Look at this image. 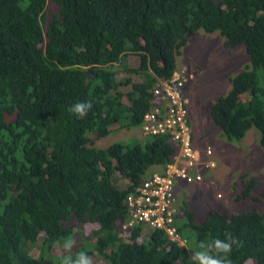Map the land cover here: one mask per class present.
Segmentation results:
<instances>
[{
  "label": "trees",
  "instance_id": "1",
  "mask_svg": "<svg viewBox=\"0 0 264 264\" xmlns=\"http://www.w3.org/2000/svg\"><path fill=\"white\" fill-rule=\"evenodd\" d=\"M199 30L250 58L210 104L214 123L231 142L256 128L264 147V0H0V264H62L66 239L85 241L71 254L94 264H191L192 250L216 238L242 242L231 264H264L256 210L183 225L176 215L187 247L145 223L123 231L128 197L179 149L161 134L97 148L116 120L140 126ZM77 101L93 103L83 118L68 111ZM234 186L236 203L261 201L258 179Z\"/></svg>",
  "mask_w": 264,
  "mask_h": 264
},
{
  "label": "rangeland",
  "instance_id": "2",
  "mask_svg": "<svg viewBox=\"0 0 264 264\" xmlns=\"http://www.w3.org/2000/svg\"><path fill=\"white\" fill-rule=\"evenodd\" d=\"M130 62L132 65L137 63L133 59ZM249 63L245 47L230 50L220 33H208L204 30L197 31L178 58V67L185 69L189 77L186 86L190 93V98L187 97L190 100L194 141L206 147L200 157L205 162L212 161L216 165L213 169L204 170L206 179L215 182L209 190L201 191L198 188L196 191L179 192L178 189L175 193L173 207L180 214L181 224H187L188 216L205 218L209 212L217 210L231 214L253 210L264 213V147L260 143L259 130L252 128L243 139L231 142L222 135L209 109L210 104L218 97L230 92L231 78L241 73ZM109 109L107 106L106 110ZM111 130L107 136L99 139L97 148L107 150L115 143H133L136 136L141 134L140 127L129 130L127 134L122 119L116 120ZM208 149L212 151V156L207 155ZM247 175L259 180L254 196L261 197V201L249 200L238 204L235 201L234 185ZM191 239L195 240L194 235ZM82 244L85 241L75 242L78 248ZM35 253L37 256V249Z\"/></svg>",
  "mask_w": 264,
  "mask_h": 264
},
{
  "label": "built area",
  "instance_id": "3",
  "mask_svg": "<svg viewBox=\"0 0 264 264\" xmlns=\"http://www.w3.org/2000/svg\"><path fill=\"white\" fill-rule=\"evenodd\" d=\"M187 82L184 70H175L168 80L160 82L154 90L155 97L161 98L160 105L166 117L160 120V110L145 117L144 133L149 135H170L178 147L173 163L163 172L154 173L137 191L128 197L132 210L131 219L122 227L128 230L138 223H145L152 229L166 233L169 240L185 247L188 240L183 238L175 225L176 210L173 207L175 189L178 182L193 184L203 177L194 170L200 163V156L194 147V138L189 117V100L184 95ZM211 156L212 151L207 150ZM216 165L209 162L207 168Z\"/></svg>",
  "mask_w": 264,
  "mask_h": 264
},
{
  "label": "clouds",
  "instance_id": "4",
  "mask_svg": "<svg viewBox=\"0 0 264 264\" xmlns=\"http://www.w3.org/2000/svg\"><path fill=\"white\" fill-rule=\"evenodd\" d=\"M178 58H177V61H178ZM131 59H133L134 61H137V63H136V66H137V64L139 63V58L137 57V55L130 56V61H131ZM130 65L133 67L135 66V65H132L131 62H130ZM177 66H176L177 70H184L185 71V69H180ZM185 74H186V78L188 81V75H187L186 71H185ZM159 84L160 83H158L155 86L154 90L157 88V86ZM186 84H187V82H186ZM186 84H185V88H184V95H185ZM160 101H159L158 105L151 106V108L143 115L141 124H140V126H138L141 129V134H140V136H136L135 142L129 143V144H133V145L141 144L142 145L144 142V139H146V137H148V136H145V133H144V124H145L144 120H145V117L147 114L153 113L157 110H160V115H159L160 120H164L166 115H165L164 110H162V108H161ZM189 102H190V100H189ZM126 105L130 106L129 103H127ZM92 107H93V103L91 101H77L75 104H73L71 107H69L68 111L70 113L75 114L76 116H78L80 118H83L88 114V112L92 109ZM189 117H190V103H189ZM190 121H191V118H190ZM124 127L127 129V134H128L129 130H131L133 128H137V127H133V126L129 127L126 125H124ZM187 245L185 247H187ZM74 246H75L74 240L66 239L64 241L63 249L66 253H68V255L63 257L62 264H94L93 258L90 255H88L86 252L81 251V252L77 253L75 256H73L71 253H72V249L74 248ZM234 246L239 248L240 246H242V242H240L238 239H232V238H229L227 240L216 238V239L211 240L207 243L201 242L195 250H192V256L190 257L191 264H231L230 257H231V254L233 252Z\"/></svg>",
  "mask_w": 264,
  "mask_h": 264
},
{
  "label": "crops",
  "instance_id": "5",
  "mask_svg": "<svg viewBox=\"0 0 264 264\" xmlns=\"http://www.w3.org/2000/svg\"><path fill=\"white\" fill-rule=\"evenodd\" d=\"M178 67V66H177ZM180 68V67H178ZM181 69V68H180ZM188 81H189V77H188ZM187 94V95H186ZM185 96L189 97L190 98V93L187 91V86H186V90H185ZM187 97V98H188ZM221 97V96H220ZM188 98V99H189ZM219 98V97H218ZM194 147H195V150L197 152V154L200 156V153L201 152H204L205 151V146H200L197 141H194ZM213 155V153H212ZM211 155V156H212ZM207 164V162H205L201 157H200V163L199 165L195 168L194 170V173L195 174H200L202 177H203V180L201 182H195L193 184H187L185 182H178L177 185H176V189H175V193H177V190L179 189V192H182L183 190H192V191H196L198 188H201L202 190L201 191H204V190H209L211 188V185H215L214 181H211L209 182L207 179H206V176L204 174V170H207L205 165ZM158 171L154 172V173H157ZM193 185H196L195 187H193ZM178 192V193H179ZM219 196V195H218ZM177 214V212H176ZM178 215V214H177ZM180 216V214L178 215ZM179 225H183V224H179Z\"/></svg>",
  "mask_w": 264,
  "mask_h": 264
}]
</instances>
